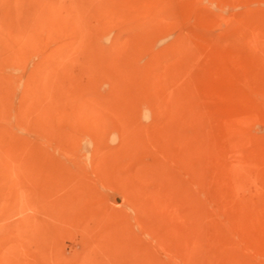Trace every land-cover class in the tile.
<instances>
[{
  "label": "rangeland",
  "instance_id": "1",
  "mask_svg": "<svg viewBox=\"0 0 264 264\" xmlns=\"http://www.w3.org/2000/svg\"><path fill=\"white\" fill-rule=\"evenodd\" d=\"M0 264H264V0H0Z\"/></svg>",
  "mask_w": 264,
  "mask_h": 264
}]
</instances>
